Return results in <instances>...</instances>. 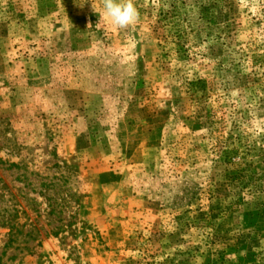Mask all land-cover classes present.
Masks as SVG:
<instances>
[{"label":"rangeland","instance_id":"obj_1","mask_svg":"<svg viewBox=\"0 0 264 264\" xmlns=\"http://www.w3.org/2000/svg\"><path fill=\"white\" fill-rule=\"evenodd\" d=\"M262 180L264 0H0V264H264Z\"/></svg>","mask_w":264,"mask_h":264},{"label":"trees","instance_id":"obj_2","mask_svg":"<svg viewBox=\"0 0 264 264\" xmlns=\"http://www.w3.org/2000/svg\"><path fill=\"white\" fill-rule=\"evenodd\" d=\"M252 185H253V189H255L253 191H255L257 194L264 193V180L257 182V183H253ZM247 186L249 185L247 183H244V187H247Z\"/></svg>","mask_w":264,"mask_h":264}]
</instances>
